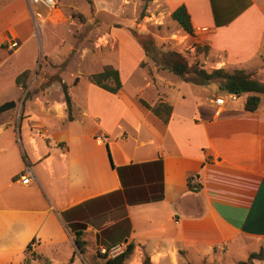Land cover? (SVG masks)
I'll return each mask as SVG.
<instances>
[{
	"label": "crops",
	"instance_id": "obj_1",
	"mask_svg": "<svg viewBox=\"0 0 264 264\" xmlns=\"http://www.w3.org/2000/svg\"><path fill=\"white\" fill-rule=\"evenodd\" d=\"M155 3L169 18L186 8L194 32L177 24L180 37L207 49L197 53L206 68H241L264 81V0ZM57 4L42 11L40 31ZM114 38L115 62L69 83L58 75L70 96L68 120L60 82L46 84L35 71L42 54L63 61L70 47L34 32L25 0H0V104L17 105L0 113V264H17L29 243L49 260L72 249L75 231L95 247L132 243L126 264H142L143 254L174 264L188 254L264 250V94L246 111L244 97L228 98L219 81L192 84L153 61L143 68L142 47ZM105 64L119 73L116 93L88 78ZM138 69L144 77L136 81ZM24 70L35 75L25 100L15 83ZM219 96L223 106L209 102ZM159 102L171 107L167 121L151 110ZM26 163L35 177L22 184Z\"/></svg>",
	"mask_w": 264,
	"mask_h": 264
},
{
	"label": "rangeland",
	"instance_id": "obj_2",
	"mask_svg": "<svg viewBox=\"0 0 264 264\" xmlns=\"http://www.w3.org/2000/svg\"><path fill=\"white\" fill-rule=\"evenodd\" d=\"M57 3V14L37 35L40 38L47 35L51 40L57 39L60 47L66 45L70 48L63 54L65 57L63 61L61 58L47 57L42 54L35 72H39L48 80L60 79L61 81L58 76L61 74L63 80L69 83L76 76L98 70L102 63L115 62L113 55L119 46V41L114 40L116 35H128L141 47L140 40H148L155 47L176 51L189 63L197 62L206 68L198 58L199 52H196L195 48L191 49L190 44L185 42L186 38L180 37L183 32L177 27V23L168 15H164L158 5L154 4V0H90L89 2L87 0H57ZM43 12L45 14V11ZM133 33L136 37L132 35ZM151 55L153 52L150 50L145 60L141 62L143 68L147 69L153 64L148 57ZM206 69L210 70L208 67ZM34 76L30 71L26 90L31 92L33 90L30 85ZM143 77V69L134 71L132 75L133 80L136 81L142 80ZM49 94L54 96L57 91L51 88ZM15 107L17 105L12 109ZM20 114L22 115V112ZM125 245L119 244V250ZM109 247H95L87 242L85 252L75 253L73 262L74 264H102L103 260L98 255L105 253L103 249L106 250ZM74 251L75 246H72V249L58 255H50L49 260L43 261V259H32L37 253L30 249L17 264H61L68 261ZM144 256L145 254L142 260ZM246 256L239 247H234L222 257L213 254L202 259L197 255L188 254L189 261L181 259L174 264H236L244 261ZM253 264L264 263L254 260Z\"/></svg>",
	"mask_w": 264,
	"mask_h": 264
},
{
	"label": "trees",
	"instance_id": "obj_3",
	"mask_svg": "<svg viewBox=\"0 0 264 264\" xmlns=\"http://www.w3.org/2000/svg\"><path fill=\"white\" fill-rule=\"evenodd\" d=\"M87 1L89 2L90 0ZM170 18L175 21L186 34L190 36L193 35L194 29L190 21V16L183 5L174 9L170 14ZM132 35L136 37L135 33ZM139 43L142 45L146 55H148L150 50L153 52V55L150 58L155 65L169 70L182 80L192 84L205 85L213 81H219L218 88L220 90L231 91L236 95V97H244V110L250 112L257 110L260 99L259 95L264 94V81H259L253 78L251 73L246 72L244 69L236 68L229 71L218 68L208 70L197 62L189 63L184 56L176 51H155L154 46L150 43V41L140 40ZM195 49L196 52L201 50L204 53L207 52L206 48H200L199 46H196ZM29 74L30 70H24L15 77V83L25 90L23 100L29 99L32 96V93L29 90H26ZM88 78L93 84L111 93H116L121 87L119 73L117 69L110 64L103 65L100 71L91 73ZM56 80H59L60 82L64 102L66 104L67 119L70 120L72 118L71 103L67 85L61 82L60 79ZM52 81L53 80L49 79L46 84H49ZM151 110L155 114L161 115L164 121H167L171 107L166 103L159 102L151 107ZM188 187L194 190L198 188V185L191 183V178H188ZM74 235L75 251L68 261L61 264H72L74 254H82L87 246V242L82 239L83 233L75 231ZM30 248L31 243L27 245L25 253L30 251ZM133 248L134 245L132 243H128L121 252L115 254L114 256L108 257L106 254H99L98 256L103 260L102 264H126V261L133 252ZM32 259H43V261L47 260V258L41 254H37L35 257H32ZM254 260H260L264 263V251L262 249L257 252L250 253L244 261H239L236 264H253ZM142 263L150 264L148 256L145 255L143 257Z\"/></svg>",
	"mask_w": 264,
	"mask_h": 264
},
{
	"label": "built area",
	"instance_id": "obj_4",
	"mask_svg": "<svg viewBox=\"0 0 264 264\" xmlns=\"http://www.w3.org/2000/svg\"><path fill=\"white\" fill-rule=\"evenodd\" d=\"M25 3L33 22L34 32L37 34L38 32H40L41 27L46 19L42 11L46 9L50 13L56 7V0H25ZM14 45V42L10 43V47ZM227 96L230 99L236 98V95L232 93H228ZM209 102L218 107L223 106L225 103L224 98L221 96L211 98L209 99ZM36 132H39L37 128ZM34 177L35 175L32 166L26 164L22 172L19 174L17 180L22 184H28L34 179ZM123 249L119 250V244L111 245L108 249H103V251L105 252L103 254H106L108 257L114 256L115 254L121 252Z\"/></svg>",
	"mask_w": 264,
	"mask_h": 264
},
{
	"label": "water",
	"instance_id": "obj_5",
	"mask_svg": "<svg viewBox=\"0 0 264 264\" xmlns=\"http://www.w3.org/2000/svg\"><path fill=\"white\" fill-rule=\"evenodd\" d=\"M228 93H232V94H234V93L231 92V91H228ZM14 106H15V102H14V101H6V102L0 104V113L5 112V111H7V110H10V109H12Z\"/></svg>",
	"mask_w": 264,
	"mask_h": 264
}]
</instances>
